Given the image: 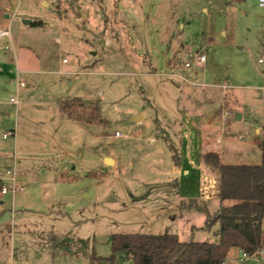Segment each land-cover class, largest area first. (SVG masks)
I'll list each match as a JSON object with an SVG mask.
<instances>
[{
    "label": "rangeland",
    "instance_id": "1",
    "mask_svg": "<svg viewBox=\"0 0 264 264\" xmlns=\"http://www.w3.org/2000/svg\"><path fill=\"white\" fill-rule=\"evenodd\" d=\"M196 1L47 0L44 4L43 0H0V6L15 12L11 35L23 37L37 52L53 53L58 65L80 64V70L96 72L83 75L89 85L85 91L100 110L99 116L119 132L128 107L160 98L152 74L133 72L149 71L150 66L161 71L159 45H164L165 50L171 46L168 59L178 68L186 62L191 64L190 77L196 75L192 74L193 68L198 72L203 67L206 70V75L197 79L204 83L202 92L211 101L207 107L209 120L224 134L222 144L212 150L226 147L225 163L260 164L258 139L263 132H257L260 123L256 119L263 121L264 89L248 85L264 86V51L259 46L262 41L255 46V35L248 27L264 21V8L257 0L232 6L226 0H205L209 7V13H205L197 9ZM241 7L246 13L241 12ZM42 19L52 21L53 26L45 29L25 24ZM1 21L8 25L5 21L9 20ZM219 26L228 30V43L207 47V62L196 63V51ZM56 37L61 43L55 41ZM185 43L191 44V52L174 54V47L183 49ZM137 52L147 56L144 63ZM229 80L232 86L223 89L222 84ZM237 113L243 117L237 119ZM70 172L69 179L60 178L52 169L39 172L41 179L27 181L22 190L0 196V264H134L126 250H112L114 234L174 232L173 224L168 226L170 216L128 209L130 199L141 201L131 194V189L133 193L140 191L141 199L152 194V188L141 181L150 179L148 173L135 180L131 178L135 169H118L108 177L97 171L89 176H81L79 170ZM199 204L201 209L191 208L190 216L193 224L203 228L193 232L183 218L177 226L180 238L215 242L219 223L206 228L205 202L199 199ZM218 205L216 197L207 201L210 212ZM235 251L230 258H239L229 264H264V249L246 259L240 250Z\"/></svg>",
    "mask_w": 264,
    "mask_h": 264
},
{
    "label": "crops",
    "instance_id": "2",
    "mask_svg": "<svg viewBox=\"0 0 264 264\" xmlns=\"http://www.w3.org/2000/svg\"><path fill=\"white\" fill-rule=\"evenodd\" d=\"M232 1L226 0V4L228 6L235 3L243 4L246 0ZM46 2L47 0H43L44 4ZM196 3L197 9L209 13L205 0H198ZM240 10L246 13L243 7ZM0 13L2 19L9 20L5 21L8 23L7 26L3 21L2 24L10 29L15 12L8 7L0 6ZM262 22L264 21H256L251 25L253 31L248 27L249 32L255 35L252 39L255 46L259 45L260 41L264 46ZM25 24L39 25L45 29L53 26L52 21L47 19L25 21ZM6 37L8 39L4 40ZM4 38L0 42V181L2 184L8 182L7 170L13 167L23 187L27 181L41 179L39 172L45 173L49 169L54 170L62 179H69L70 170L81 171V176L94 175L91 172L97 171L98 174L104 173L108 177L118 169L120 172L135 169L136 173L131 177L134 179L139 176L143 179L145 172L148 173L147 177L150 179L144 178L141 180L144 183L139 184L150 186L152 194L141 199V192L135 190L136 192L133 193L134 190L131 189V194L136 195L141 201L136 199L135 202L130 199L128 209L135 207L145 214L170 216L171 223L168 226L173 224L175 230L172 233L177 234L179 238L180 232L177 226L183 218L187 219L185 224L193 232L203 228L193 224L190 216L191 208L201 209L200 199L205 202L203 208L209 211L207 201L214 197L219 200L216 210L220 207L219 172L204 162V154L219 153L223 161L226 152V147L212 150V147L216 148L222 144L224 134L218 127L212 126L207 114V107L211 101L202 92L204 83L197 79L206 75L204 67L200 72L193 68L192 74L196 75L192 78L188 74L191 73L189 71L191 64L186 66L188 63L186 62L178 68L174 61L168 59L172 52L171 46L165 50L164 45H159V50L162 51L159 62L161 71L157 67L150 66L149 71L141 69L133 73L152 74L155 77L153 85L159 90L160 98L147 99L131 108L128 107L123 126L119 128L121 135L117 136L115 132L119 130L114 129L110 123L107 124L105 118L99 116L96 121H78L69 116L63 108L65 103H70L72 106L81 104V108L86 112L97 108L85 91L89 89V85L85 84L86 79H83V75L96 72L80 70L77 68L80 64L70 67L58 65L54 63L53 53L48 55L37 52L26 40H23V37L11 35V30ZM226 38L229 40L226 27H215L212 33L206 36L201 48L196 51L195 62L198 64L207 62V57L205 61H199V56L213 44L225 46L228 43L225 42ZM55 41L61 43L59 37H56ZM262 45L259 46L264 51ZM191 49V44L185 43L183 49L174 47L173 51L174 54L179 51L189 53ZM136 56L142 59V63L147 57L140 52H137ZM258 61L263 62L261 58ZM63 62L68 63L66 59H63ZM231 83L229 80L226 84H222V88L228 89L232 86ZM81 86H84L82 88L84 92L81 91ZM248 87L264 89V86L259 84ZM100 95L103 96L101 90ZM11 98H15L16 102H12ZM242 117V113H237V119ZM256 122L260 123L257 132H263L264 117L263 121L256 119ZM8 131L11 134L4 136ZM213 144L215 146H212ZM139 202L142 204L137 206ZM217 231L215 235L218 240ZM235 249L238 248L230 250L223 264H229L239 258L238 256L236 259L230 258V255L236 252ZM263 249L264 231L261 250ZM240 251L244 259L250 256Z\"/></svg>",
    "mask_w": 264,
    "mask_h": 264
},
{
    "label": "trees",
    "instance_id": "3",
    "mask_svg": "<svg viewBox=\"0 0 264 264\" xmlns=\"http://www.w3.org/2000/svg\"><path fill=\"white\" fill-rule=\"evenodd\" d=\"M81 106L65 103L63 108L78 121L99 119L97 108L86 112ZM258 146L262 154L257 165L224 163L219 153L204 154V162L219 172L220 207L213 213L204 209L206 228L219 223L217 241H184L175 233H117L112 250H126L134 264H223L232 248L258 254L264 222V127Z\"/></svg>",
    "mask_w": 264,
    "mask_h": 264
},
{
    "label": "built area",
    "instance_id": "4",
    "mask_svg": "<svg viewBox=\"0 0 264 264\" xmlns=\"http://www.w3.org/2000/svg\"><path fill=\"white\" fill-rule=\"evenodd\" d=\"M257 1H258V5L264 8V0H257ZM1 20H2V15L0 13V42L5 36H8L10 34V29L7 27H4ZM205 59H206V55L204 53L201 54L198 58L199 61H205ZM189 65H190L189 63H186V66H189ZM22 84L24 85V82H22ZM11 101L16 102V99L11 98ZM0 117H1V114H0ZM10 134L11 132L8 131L4 133V136H8ZM115 135L119 136L121 135V133L119 131H116ZM7 176H8L7 177L8 182L6 184H2V186L0 187V195H5L9 192L16 193L18 190H21L23 188V185L18 179L17 171L14 167L9 168L7 170ZM244 255H247V254L244 253Z\"/></svg>",
    "mask_w": 264,
    "mask_h": 264
},
{
    "label": "water",
    "instance_id": "5",
    "mask_svg": "<svg viewBox=\"0 0 264 264\" xmlns=\"http://www.w3.org/2000/svg\"><path fill=\"white\" fill-rule=\"evenodd\" d=\"M238 118H239V114H238Z\"/></svg>",
    "mask_w": 264,
    "mask_h": 264
}]
</instances>
